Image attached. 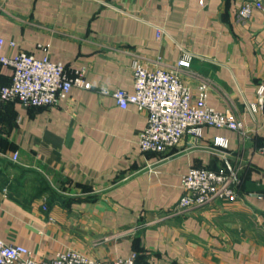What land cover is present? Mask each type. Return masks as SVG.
Returning a JSON list of instances; mask_svg holds the SVG:
<instances>
[{"label": "crops", "instance_id": "0c3cea01", "mask_svg": "<svg viewBox=\"0 0 264 264\" xmlns=\"http://www.w3.org/2000/svg\"><path fill=\"white\" fill-rule=\"evenodd\" d=\"M246 1L254 0H0L4 54H49L70 74L85 69L92 86L49 108L0 99V238L38 259L71 249L135 254L137 264H264V10L240 20ZM185 52L190 66L177 71L193 101L211 79L207 104L230 109L247 134L204 125L199 139L186 133L165 153L143 152L147 111L99 90L134 92V54L167 68L156 59L174 65ZM11 80L1 66L0 86ZM218 136L229 161L243 164L238 197L177 210L191 168L225 165Z\"/></svg>", "mask_w": 264, "mask_h": 264}, {"label": "built area", "instance_id": "2783aa9c", "mask_svg": "<svg viewBox=\"0 0 264 264\" xmlns=\"http://www.w3.org/2000/svg\"><path fill=\"white\" fill-rule=\"evenodd\" d=\"M255 8L264 10L262 0L246 1L237 8L240 20L251 17ZM163 27L157 28V37L164 34ZM4 39L0 36V67L12 69V80L0 86V99L4 101L19 100L24 106L53 107L68 97L73 87L91 89L86 79L85 69L70 74L61 62H54L49 54L37 58L33 54L20 51L10 56L3 53ZM15 45V42H11ZM47 49V48H46ZM192 54L184 56L174 65L164 63L160 58L155 62L164 67H150L137 54H134L132 71L134 92L122 88L101 87L99 93L112 97L123 109L135 105L140 111H147V124L141 131L139 146L143 152L165 153L177 146L186 133L196 139L203 136V126L229 128L245 136L247 130L242 119L230 109L218 110L207 104L208 93L214 86L211 79H203L199 85L197 101H193L191 87L181 78L178 66H190ZM148 62L149 59H148ZM259 101H264V86L259 91ZM256 108L255 104L251 105ZM214 145L224 158L225 165L219 169L191 168L184 176L182 186L184 193L176 205L177 210L200 207L211 201L234 200L239 195L242 182L243 164L229 161L228 140L215 137ZM215 150V151H216ZM264 156V145L258 149ZM15 152L11 159L18 161ZM0 264H137L135 254L127 258L96 259L75 250L60 251L51 259H38L24 245L7 243L0 238Z\"/></svg>", "mask_w": 264, "mask_h": 264}]
</instances>
